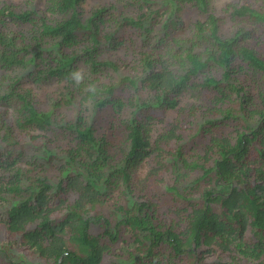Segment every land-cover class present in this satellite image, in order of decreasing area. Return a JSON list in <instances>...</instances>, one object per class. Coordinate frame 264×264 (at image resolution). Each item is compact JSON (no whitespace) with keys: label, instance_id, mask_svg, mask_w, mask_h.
<instances>
[{"label":"trees","instance_id":"trees-1","mask_svg":"<svg viewBox=\"0 0 264 264\" xmlns=\"http://www.w3.org/2000/svg\"><path fill=\"white\" fill-rule=\"evenodd\" d=\"M0 264H264V0H0Z\"/></svg>","mask_w":264,"mask_h":264},{"label":"rangeland","instance_id":"rangeland-1","mask_svg":"<svg viewBox=\"0 0 264 264\" xmlns=\"http://www.w3.org/2000/svg\"><path fill=\"white\" fill-rule=\"evenodd\" d=\"M227 0H211V3L215 6H219V5H222L224 2H226ZM51 86H48L46 89H50ZM38 91H41L42 90V86L41 87H38L36 88ZM185 96H189V94H185ZM187 99H190V97H185V100ZM175 111H169L166 113L165 115V122L167 121V123H169L175 116ZM152 126H150V129L152 130V134H156L157 131L162 128L163 126H165L166 124L162 123V124H156V123H152L151 124ZM147 169V168H146ZM146 169L144 168L143 170L141 169L140 170V175H143L146 171Z\"/></svg>","mask_w":264,"mask_h":264},{"label":"clouds","instance_id":"clouds-1","mask_svg":"<svg viewBox=\"0 0 264 264\" xmlns=\"http://www.w3.org/2000/svg\"><path fill=\"white\" fill-rule=\"evenodd\" d=\"M71 78H72L77 84H79V83L82 81V79H83V75H82V73L76 71V72H73V73L71 74Z\"/></svg>","mask_w":264,"mask_h":264}]
</instances>
